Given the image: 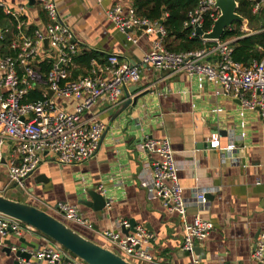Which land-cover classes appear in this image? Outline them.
Here are the masks:
<instances>
[{
	"label": "crops",
	"instance_id": "0c3cea01",
	"mask_svg": "<svg viewBox=\"0 0 264 264\" xmlns=\"http://www.w3.org/2000/svg\"><path fill=\"white\" fill-rule=\"evenodd\" d=\"M53 1L61 21L78 40L82 48L80 55L87 51L104 56L102 61L94 59L102 69L98 76L110 78L104 68L108 55L117 54L123 61L140 63L160 39L159 34L145 33L141 29L121 32L106 15V10L113 7L112 0L102 4L97 0ZM132 1L125 8L133 6ZM21 7H24V14L20 21L17 20V33L11 45L23 36H33L29 32L31 28L44 33L51 22L41 0H0V10L6 16V10L17 12ZM21 21L26 25L21 26ZM9 24L10 27L6 20L0 23L4 37L13 29L12 23ZM244 30L250 31L246 23ZM11 45L6 46L9 51ZM2 49L0 44V57L5 56L1 55ZM54 60L55 54L45 41L36 65L42 76L48 74L42 65L49 67ZM91 75V62L86 66L75 59L71 79ZM1 76L0 70V79ZM34 91L41 93L43 99L46 94L61 110L75 111L76 102L53 97L45 84L30 90L26 101ZM134 99H138L137 102ZM239 110L237 100L218 93V87L211 83H200L184 72L143 67L140 80L126 85L117 103L99 99L81 114L80 121L93 120L105 126L99 151L92 160L79 166L59 165L52 153H45V160L25 180L23 187L14 188L6 164L16 155L8 144L4 149L6 161L0 165V195L34 205L113 251L116 250L105 242L101 233L118 230L126 235L118 226L121 219H126L132 227L142 226L154 235L147 247L153 262L134 260L135 263L186 264L193 256L182 249L184 224L156 195L153 161L157 157L146 154L142 148L146 136L167 140L174 151L179 183L188 204L187 221L191 222L201 213L212 225L210 236L197 245L195 256L201 264L222 261L259 264L253 252L264 233V119L253 113L242 119ZM213 135L218 138L220 148L233 142L237 149L227 153L212 148ZM199 188L213 189L204 211L194 203V193ZM89 191L102 195L106 205L97 208L100 204H96ZM62 203L77 206L79 215L90 221L94 230L61 217L58 206ZM54 244L39 232L22 236L10 233L7 238H0V264H17L15 253L9 252L12 246L39 249Z\"/></svg>",
	"mask_w": 264,
	"mask_h": 264
},
{
	"label": "built area",
	"instance_id": "2783aa9c",
	"mask_svg": "<svg viewBox=\"0 0 264 264\" xmlns=\"http://www.w3.org/2000/svg\"><path fill=\"white\" fill-rule=\"evenodd\" d=\"M97 1L102 4L106 0ZM112 1L113 7L106 10V15L121 32L141 29L145 33L159 34L160 39L154 42L153 49L140 63L123 61L117 54L108 55L107 66L104 68L110 76L109 79L98 76L102 69L94 59L91 61V76L71 79L75 58L81 53L82 48L70 27L61 21L58 7L53 0H41L51 20L46 31L42 33L36 30L33 36H23L14 41L11 49L16 50L17 55L0 57L2 71L0 88L3 90L0 94V165L6 161L5 146L11 144L16 157L6 165L12 184L18 183L19 187H23L25 180L36 172L45 160L43 157L45 153H52L59 165L79 166L92 160L99 151L105 126L98 121H80L81 114L90 110L99 99H107L112 104L117 103L126 85L140 80L143 67H154L159 71L184 72L195 77L200 83H211L218 87V93L239 102V114L242 119L251 113L259 114L264 119V59L244 65L234 60L235 40L209 41L201 36L199 37L205 43L213 45L195 52H170L163 45L165 31L159 23L138 17L133 6L125 8L130 0ZM249 1L255 2L254 13L264 7V0ZM216 4L217 0H203L200 8L190 14V20L186 25L194 27L195 35L196 26L202 28L205 13H210L214 21L219 18L220 10ZM5 12L20 21L24 7L17 12L10 10ZM23 25L26 23L21 21V26ZM2 39L3 32L0 28V41ZM129 39L133 41L132 37ZM45 41H48L49 49L55 54V60L51 62V69L46 77L42 76L36 67L40 60L41 44ZM40 84H45L53 93V97L76 102L75 111L69 113L61 110L52 99L47 98L46 94L42 100L26 101L29 91L35 90ZM244 126L243 123V128ZM213 136L212 148L227 153L237 149L233 142L226 148H220L218 138L216 135ZM244 136L245 133H242V137ZM142 148L146 154L157 157V160L153 161V185L156 195L168 211L179 215L184 224L182 249L193 256L186 264H201L195 252L197 245L210 236L211 223L204 219L201 213L191 222L187 221L188 204L183 197L174 151L169 142L146 136ZM212 190L199 188L195 191L194 203L200 211H204L208 205ZM58 213L66 221L94 230V225L79 215L77 206L59 204ZM118 226L130 229L131 223L121 219ZM10 233L22 236L24 233L34 234L38 231L0 214V238L5 239ZM101 237L118 252L114 251L115 253L132 263H135L134 260L153 262V256L147 247L154 240V235L142 226L135 227L134 232L128 235L123 236L117 230L104 231ZM10 249L15 254L20 252L29 255V259L18 257L19 264L45 262L87 264L57 243L39 249L16 246ZM253 258L259 264H264V233L257 240ZM220 264L228 263L222 261Z\"/></svg>",
	"mask_w": 264,
	"mask_h": 264
},
{
	"label": "trees",
	"instance_id": "16d2710c",
	"mask_svg": "<svg viewBox=\"0 0 264 264\" xmlns=\"http://www.w3.org/2000/svg\"><path fill=\"white\" fill-rule=\"evenodd\" d=\"M238 3L237 13L246 21L249 32L244 30L241 22H234L233 25L226 29L222 36V41L235 40L234 60L244 65H250L253 61H262L264 59V7L254 13L255 2L249 0H236ZM133 7L136 15L140 18L149 19L152 22L159 23L165 35L162 38L164 47L174 53L195 52L205 47H210L213 43H205L199 36L195 35V29L190 24V14L200 8L203 0H133ZM204 22L202 29L204 32H211L215 21L210 17V13L203 15ZM6 20L10 27L13 25L9 35L0 41L2 46L1 55L16 56V50H8L14 34L17 33L18 21L12 16H6L0 10V23ZM162 21V23H161ZM30 35H34V30L29 29ZM34 31V32H33ZM80 55V54H79ZM77 56L76 62L89 66L92 59L102 61L104 56L95 52H84ZM42 65L44 72H49L51 64L46 68ZM77 77V73H75ZM74 75V76H75ZM29 101H39L43 97L41 93L34 91L29 94Z\"/></svg>",
	"mask_w": 264,
	"mask_h": 264
},
{
	"label": "water",
	"instance_id": "95a60500",
	"mask_svg": "<svg viewBox=\"0 0 264 264\" xmlns=\"http://www.w3.org/2000/svg\"><path fill=\"white\" fill-rule=\"evenodd\" d=\"M216 7L220 10L221 14L215 21L211 32L206 33L200 26H196V34L205 40H221L225 30L229 29L234 22L246 23L245 19L237 13L238 3L236 0H217ZM133 64H136V62L134 61ZM50 93L52 94V92ZM137 100L138 99H134V102H137ZM138 128L141 129L142 127L139 126ZM13 187L17 188L19 184L15 183ZM89 195L95 200L96 204H100L96 205L97 208H99L98 206L106 205L107 201L99 193L89 191ZM86 204L88 203L86 202ZM0 214L33 227L87 264H135L124 259L114 251L92 241L85 235L71 228L64 221L34 205L0 195ZM134 228L135 227H132L131 224L130 229L122 228V232L128 235L131 231L134 232ZM7 244L10 245L11 242L8 241ZM9 250V252H11V249ZM15 255L17 258H30L29 255L20 252ZM17 264H19L18 261Z\"/></svg>",
	"mask_w": 264,
	"mask_h": 264
},
{
	"label": "rangeland",
	"instance_id": "374dc122",
	"mask_svg": "<svg viewBox=\"0 0 264 264\" xmlns=\"http://www.w3.org/2000/svg\"><path fill=\"white\" fill-rule=\"evenodd\" d=\"M40 233V232H39ZM42 234V233H41ZM53 241V240H52ZM54 242V241H53ZM72 254V253H71ZM72 255H74V254H72ZM75 256V255H74ZM140 264H142V263H140Z\"/></svg>",
	"mask_w": 264,
	"mask_h": 264
}]
</instances>
